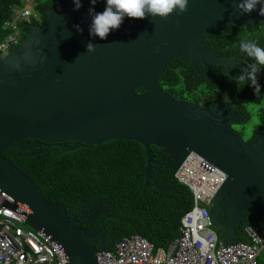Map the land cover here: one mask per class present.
Instances as JSON below:
<instances>
[{
    "label": "water",
    "instance_id": "water-1",
    "mask_svg": "<svg viewBox=\"0 0 264 264\" xmlns=\"http://www.w3.org/2000/svg\"><path fill=\"white\" fill-rule=\"evenodd\" d=\"M54 1L43 28L25 25L21 42L0 59V207L27 217L25 224L61 250L66 264H96L94 254L108 247L101 242L93 249L87 239L105 232L81 228L61 203L45 200L2 154L10 147L33 150L54 144L66 152L111 140L134 141L146 156L143 191L160 163L151 146L161 149L173 173L189 155H198L225 175L210 214L219 242H237L244 214L264 234L262 143H245L233 130L238 114L174 100L157 84L172 58L186 59L194 69L206 63L213 70L235 68L234 59L216 57L202 38L232 26L264 23L258 9L244 14L237 7L240 0H188L180 14L125 18L101 40L89 36L90 0H81L78 11L72 0ZM88 42L94 44L91 52ZM138 89L143 93L136 94ZM66 142L73 144L68 148ZM153 187L163 192L156 182Z\"/></svg>",
    "mask_w": 264,
    "mask_h": 264
},
{
    "label": "trees",
    "instance_id": "trees-1",
    "mask_svg": "<svg viewBox=\"0 0 264 264\" xmlns=\"http://www.w3.org/2000/svg\"><path fill=\"white\" fill-rule=\"evenodd\" d=\"M33 10L38 16V21L31 20L28 25L43 28L47 11L56 6L54 0H32ZM96 11H102L104 4L96 3ZM23 7L22 0H0V21H4L15 10ZM252 25V24H249ZM246 29H248V26ZM22 28V25H20ZM232 26L235 29L244 30ZM245 29V30H246ZM244 30V32H245ZM25 32V28H23ZM8 31L0 29V41ZM223 32L205 35L202 40L209 43V48L216 55H229V49H234L231 38ZM241 36L238 39L247 38ZM24 37V35H23ZM219 48L220 52H217ZM228 49V50H227ZM227 50V51H226ZM186 59L172 58L166 65L162 74L157 78L158 87L171 98L180 102H189L198 105L202 96H208L202 102L204 107L223 106L213 104L216 95L229 93L238 97L241 103H249L252 99L246 91L237 89L234 85V70L220 69V75L215 79L205 80L200 75L193 76L194 70ZM218 69V68H217ZM263 73V69L259 74ZM197 81L201 82L196 84ZM237 84V79L235 80ZM136 94H142L138 89ZM224 110L229 106L224 105ZM238 113V122L235 125L249 124L253 113ZM264 116V113L261 114ZM72 142L63 143L70 148ZM151 151L157 156L159 165L152 168V182L143 191V174L146 165L144 148L134 141L111 140L100 145L83 146L72 151L62 152L54 144H41L33 150H20L10 147L3 152V157L27 176L35 185L42 197L51 203H61L72 214L85 203L92 201H105L116 204L117 215L121 219L120 233L111 241L109 248L115 241L138 234L150 242L154 249H164L168 243L175 240L180 227V220L193 205L189 189L173 178L172 166L167 167L159 159L161 149L151 146ZM153 182L164 193H158ZM255 223L248 214H244L242 224ZM237 242H245L239 233Z\"/></svg>",
    "mask_w": 264,
    "mask_h": 264
},
{
    "label": "built area",
    "instance_id": "built-area-1",
    "mask_svg": "<svg viewBox=\"0 0 264 264\" xmlns=\"http://www.w3.org/2000/svg\"><path fill=\"white\" fill-rule=\"evenodd\" d=\"M23 7L2 21L0 29L8 31L0 41V59L23 39L24 26L38 21L32 0H22ZM22 25V28L20 27ZM186 186L193 205L180 220L179 235L164 249L138 234L115 241L105 253L94 254L96 264H258L264 249V234L255 226L241 231L245 242L222 245L212 228L208 205L225 175L198 155L191 154L173 173ZM27 217L0 207V264H66L45 235L25 224Z\"/></svg>",
    "mask_w": 264,
    "mask_h": 264
},
{
    "label": "flooded vegetation",
    "instance_id": "flooded-vegetation-1",
    "mask_svg": "<svg viewBox=\"0 0 264 264\" xmlns=\"http://www.w3.org/2000/svg\"><path fill=\"white\" fill-rule=\"evenodd\" d=\"M252 25L248 26V29H246L247 25H243V26H236L238 28L244 27L245 32L247 33V38L248 40L251 41H255L259 44V46L264 47V23L262 24H258V23H250ZM232 27L229 29V31L227 32H223V35H228L229 38H231V43L234 45V49H227L230 53L231 56L229 55H216L215 51H213L212 48H209V43H204L206 48L209 49L216 57L222 58V57H228V58H232L234 59L238 64L235 68H227L225 69L224 67H216L214 70L211 68V66L208 65V63L206 64H199L197 66V69H194L193 67H191L194 72H193V76L195 75H200V72L202 71H206L201 78L205 79V80H212L215 79L216 76L220 75V69H224L225 71H230V70H234V85L237 89H242L243 91H246L247 94L252 97V98H259V100L257 101V99H252L249 103H241L240 99L238 97H234L232 96L235 100L233 104H227L225 101V96L230 95L229 93H222V94H218L216 95V99H213L214 103L217 104H222L223 106H229L233 113L238 114L241 112H249L253 113L255 116V122L252 123V128L251 130H247L246 131V125L247 124H242L240 126L241 130L237 133L239 134V136L242 138V140L245 143H252L254 141H260L262 143L261 147L262 150L264 151V116H261V114L264 113V105L262 104V102H264V95L261 96H254L253 95V90L251 87L245 86L243 87L241 84H237L235 82V80L237 79L238 81V76L241 72L242 69H245L250 63H252L253 61L246 56L245 53L240 51L239 48V44L242 40L238 39L241 36H245V32L244 30H239V29H235L233 32L231 31ZM246 40V39H243ZM226 50V51H227ZM217 52L219 53L220 50L219 48L217 49ZM192 66V65H191ZM218 68V69H217ZM258 82L261 85V92L264 93V69H263V73L262 74H258ZM196 84H200L201 86V82L197 81ZM208 98V96H202L200 99V103L199 105H202V102L206 101V99ZM189 103V102H186ZM192 104V103H190ZM223 106H210V107H219V108H223ZM206 107V106H205ZM209 108V107H207ZM228 111V110H226ZM253 121V118L251 120V122ZM250 122V123H251ZM249 123V124H250ZM159 159L162 161L163 164H166V157L164 156V154L161 152V156L160 154H158ZM164 193V192H162ZM160 194V193H159ZM214 206V202L213 200L210 202V204L208 205V210H209V214H211L212 209ZM66 209H70V207H67ZM72 217H75L76 219V223L83 228L86 231H90L94 228H96L97 230H100L102 232H105L104 234L99 233V234H93L91 235L88 239H87V243L88 245L93 248V249H98L99 246L101 245V242H104L105 246H108L111 244V241H113L120 233V224L122 223V221H116L115 218H118L117 215L119 213H121L120 210H117L116 208V204L111 203V205L109 203H102V201L97 202V201H92L91 203H85L81 209L77 210L76 213L72 214L70 211L66 210ZM98 214V216H97ZM108 215H113L114 218L113 219H104L105 216ZM221 221H225V215L222 216L220 218Z\"/></svg>",
    "mask_w": 264,
    "mask_h": 264
},
{
    "label": "clouds",
    "instance_id": "clouds-1",
    "mask_svg": "<svg viewBox=\"0 0 264 264\" xmlns=\"http://www.w3.org/2000/svg\"><path fill=\"white\" fill-rule=\"evenodd\" d=\"M96 2L97 0H90L92 6L88 9L91 21L88 32L90 37H98L101 40L106 39L110 31L118 30L125 18H166L173 12L177 14L184 12L188 4V0H103V10L96 11L94 6ZM72 3L74 11L82 7L81 0H72ZM237 7L244 14H250L258 9V14L264 16V0H240ZM73 27L77 32H82L79 25ZM239 48L253 62L241 70L237 82L243 87H251L254 96L264 95L258 82V74L264 69V47L255 41L242 40ZM86 49L88 52L93 51L94 44L88 42Z\"/></svg>",
    "mask_w": 264,
    "mask_h": 264
},
{
    "label": "rangeland",
    "instance_id": "rangeland-1",
    "mask_svg": "<svg viewBox=\"0 0 264 264\" xmlns=\"http://www.w3.org/2000/svg\"><path fill=\"white\" fill-rule=\"evenodd\" d=\"M224 99H225L227 104H233L234 100H235L231 95H228V96L226 95ZM262 104L264 105V102H262ZM252 115H253V121L250 124L246 125V131L248 129L251 130V128L253 126L252 123L255 122V116H254V114H252ZM241 127L242 126L235 125V124H233V126H232V128H233V130L235 132H237V131L239 132L241 130ZM212 228L214 229L213 226H212ZM258 264H264V249L261 251V253H260L259 257H258Z\"/></svg>",
    "mask_w": 264,
    "mask_h": 264
},
{
    "label": "crops",
    "instance_id": "crops-1",
    "mask_svg": "<svg viewBox=\"0 0 264 264\" xmlns=\"http://www.w3.org/2000/svg\"><path fill=\"white\" fill-rule=\"evenodd\" d=\"M215 231V229H213ZM217 234V233H216ZM261 253V252H260ZM260 255V254H259ZM257 262H258V259H257Z\"/></svg>",
    "mask_w": 264,
    "mask_h": 264
}]
</instances>
